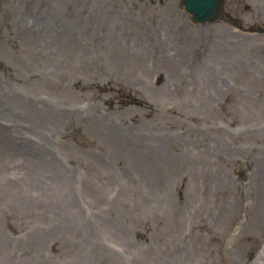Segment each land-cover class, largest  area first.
Masks as SVG:
<instances>
[{"label":"rangeland","instance_id":"obj_1","mask_svg":"<svg viewBox=\"0 0 264 264\" xmlns=\"http://www.w3.org/2000/svg\"><path fill=\"white\" fill-rule=\"evenodd\" d=\"M225 10L238 22L193 25L179 0H0L4 264H38L57 224L44 264H264V0Z\"/></svg>","mask_w":264,"mask_h":264},{"label":"bare ground","instance_id":"obj_2","mask_svg":"<svg viewBox=\"0 0 264 264\" xmlns=\"http://www.w3.org/2000/svg\"><path fill=\"white\" fill-rule=\"evenodd\" d=\"M169 91L168 90H164V91H162V93H160L159 95H157V96H154L153 98L154 99H159V100H161V98H163V97H166V96H168V93ZM14 99H15V101H17L18 102V100H20L21 98H20V96H18V95H15L14 96ZM204 106H207V105H209V103H208V101L206 100L205 102H203L202 103ZM23 113H20V115H25L24 117L26 118V119H30V120H32L33 121V125H36L35 127H37V126H42V124H48L49 126H51V127H53V128H55L56 127V124L58 123V121H57V118H58V116L59 115H61V111L60 110H54V109H51V110H48V111H50V112H48V115H47V117H46V119H48V120H50L51 122H45V121H41L40 120V117L39 116H41V114H37V110H38V108H37V106L36 105H34L33 104V108L30 106V104H29V102H28V100H26V102H25V105L23 106ZM39 115V116H38ZM4 117H8V115H6V114H4L3 115ZM52 131V130H51ZM50 131V132H51ZM29 152H31V151H29ZM33 152V151H32ZM40 158L39 159H41L42 161H40V165H41V167L43 168V167H47V168H50L51 166L49 165V163L48 162H46V159L47 158H49L50 157V154L49 153H46V151H43V150H40ZM19 156H24L22 153H19ZM25 157V156H24ZM35 159H36V154H35ZM52 219L56 222V219H58V218H56V217H52ZM58 224H57V227H56V229L54 230V231H51L50 233H48V234H42V231H37V233H36V238H35V240L32 242V246L33 247H35L36 249H37V252H34L35 253V255L34 256H36L37 258H38V264H44V262H43V260H47V258H46V255H44L43 253H39V250H40V248H42L43 246L42 245H44V243H43V239H44V236H52V234H59V231H58ZM2 237H0V244H1V242H2ZM1 247V246H0ZM99 251V250H98ZM100 253H102V251H99V254ZM31 257H33V256H31ZM84 260H81V261H79V262H77V263H80V262H83ZM0 264H4V258L3 259H1V250H0Z\"/></svg>","mask_w":264,"mask_h":264},{"label":"water","instance_id":"obj_3","mask_svg":"<svg viewBox=\"0 0 264 264\" xmlns=\"http://www.w3.org/2000/svg\"><path fill=\"white\" fill-rule=\"evenodd\" d=\"M223 0H183L188 11L195 15V20L210 21L216 16Z\"/></svg>","mask_w":264,"mask_h":264}]
</instances>
